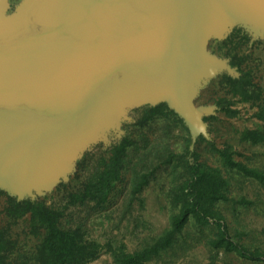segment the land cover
Masks as SVG:
<instances>
[{
	"label": "trees",
	"instance_id": "obj_1",
	"mask_svg": "<svg viewBox=\"0 0 264 264\" xmlns=\"http://www.w3.org/2000/svg\"><path fill=\"white\" fill-rule=\"evenodd\" d=\"M235 32L240 34L236 50L248 42L253 48L264 39V32L251 21L245 23L242 34L238 29ZM246 60L237 52L224 55L217 80L226 92L213 102L208 116H198L196 134H189L184 114L167 106L166 100L145 103L135 121L113 115L110 123L101 125L84 141L67 168L56 174V187L64 194L61 204H49L35 189L18 191L0 183V264H89L103 252L110 255L109 264H165L192 248L188 226L194 227L193 236L212 232L206 237L208 264H217L216 252L220 251L264 264V252L247 248L231 234L220 207L233 202L227 171L258 182L264 181V175L234 159L231 144L218 148L211 125L218 115L235 118L240 114L238 107L248 105L254 123L240 132V141L264 145V84L256 73L243 70ZM150 123L157 125L156 131L150 127L149 132L133 137L134 130H128H142ZM171 124L185 132L178 152L169 139ZM202 145L219 166L203 160ZM95 148L97 153L92 154ZM128 151L133 153L129 160ZM166 166L170 168L165 193L170 217L160 235L130 252L122 244L101 243L90 234L92 211L121 208L120 217L124 218L136 206L142 208V194L157 171ZM239 204L251 203L241 199Z\"/></svg>",
	"mask_w": 264,
	"mask_h": 264
},
{
	"label": "rangeland",
	"instance_id": "obj_2",
	"mask_svg": "<svg viewBox=\"0 0 264 264\" xmlns=\"http://www.w3.org/2000/svg\"><path fill=\"white\" fill-rule=\"evenodd\" d=\"M60 2L61 0H0V39L3 42L12 39L20 29L39 18L48 4L49 17L53 18L57 14ZM202 5L203 23L197 25L190 35L181 37L184 53L190 59L179 60L166 40L153 51L152 59L155 64L151 68L155 73L170 77L181 88L180 100L168 99L167 106L174 109L176 103H181L197 118L204 113L208 116L213 102L219 96H224L226 92L220 86L217 77L222 59L229 52H237L238 57H246L247 60L242 64L243 70L256 73L264 84V39L253 48L249 42L241 43L243 46L236 50L240 44L238 39L240 34L235 32L238 29L242 34L245 23H250V20L264 32V0H208ZM241 15L242 17L249 15V18H241ZM192 83L195 86H192ZM152 100L154 98L149 91L144 93L141 90L118 88L116 96L106 106L93 115L76 119L65 129L48 165L47 162L35 168L29 163L19 164L17 171L7 177H1L0 182L16 190L33 188L49 204H61L64 202V194L56 187L55 173L58 170L64 171L70 156L82 147L84 141L109 117L122 114L126 119L135 121L141 115L138 109ZM238 109L240 114L235 118H226L220 114L217 120L211 122L215 145L222 148L226 143L231 144L235 152L234 159L248 167L258 169L264 175V145H251L241 142L239 138L240 132L254 123L250 117L252 110L248 105L243 104ZM184 116L185 127L189 130V134H196L198 130L187 120L185 114ZM159 121V125L162 126L163 121ZM172 126L173 132L169 139L175 142L178 152L182 150L185 142V132L174 124ZM150 127L156 131L157 125L150 123L142 130L137 127H129L128 130L129 132L134 130L132 135L136 137L141 132H149ZM96 149L92 154L97 153ZM200 152L203 160L208 164L219 166L214 155L206 151L204 145L201 146ZM127 153L129 160L133 157V153L131 151ZM169 171L170 168L167 166L157 171L155 179L142 194L143 207L136 206L124 218L120 217L121 208L105 213L92 211L90 234L101 243L111 241L115 245L122 244L130 252L160 235L168 227L170 217L165 198L170 179ZM226 174L233 202L220 207L231 234L247 248L264 252V181L258 182L237 175L235 172L227 171ZM241 199L251 204H239ZM118 201L119 198L116 202ZM194 230V227L188 226V232L192 235L188 237V241L193 249L187 250L171 262L166 261L165 264H208L206 239L212 236V232L207 231L205 236L200 237V235L193 236L196 234ZM216 254L217 264H252L233 253L220 251ZM110 262V255L103 252L98 259L89 264Z\"/></svg>",
	"mask_w": 264,
	"mask_h": 264
},
{
	"label": "water",
	"instance_id": "obj_3",
	"mask_svg": "<svg viewBox=\"0 0 264 264\" xmlns=\"http://www.w3.org/2000/svg\"><path fill=\"white\" fill-rule=\"evenodd\" d=\"M207 1L61 0L53 18L48 4L12 39H0V178L19 164H46L65 129L120 87L149 91L151 102L180 100L179 85L151 69L152 53L167 40L179 60L190 59L181 37L203 23ZM174 109L199 129L183 104Z\"/></svg>",
	"mask_w": 264,
	"mask_h": 264
}]
</instances>
